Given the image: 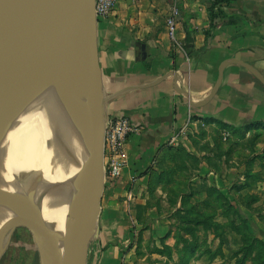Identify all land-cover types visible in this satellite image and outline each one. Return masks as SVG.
Wrapping results in <instances>:
<instances>
[{"label":"crops","instance_id":"0c3cea01","mask_svg":"<svg viewBox=\"0 0 264 264\" xmlns=\"http://www.w3.org/2000/svg\"><path fill=\"white\" fill-rule=\"evenodd\" d=\"M179 1L174 40L167 20L175 0H122L97 24L98 89L110 98L106 123L126 120L138 129L124 146L121 178L102 200L97 264H134L137 247L131 246L140 235L143 245L176 246L171 214L186 195L174 209L168 202L186 179L175 175L178 167L223 194L236 178L246 183L248 173H260L248 164L264 162V87L241 66L264 77V0H217L221 16L212 28L201 0ZM226 62L234 63L212 96ZM259 176L256 187L264 182Z\"/></svg>","mask_w":264,"mask_h":264},{"label":"bare ground","instance_id":"6f19581e","mask_svg":"<svg viewBox=\"0 0 264 264\" xmlns=\"http://www.w3.org/2000/svg\"><path fill=\"white\" fill-rule=\"evenodd\" d=\"M77 2L80 4L79 0L0 2L5 11L0 37L8 34L0 53V156H7L0 161V195L15 207L29 210L24 209L34 177L29 168L32 162L37 164L41 172L36 198L43 216L41 222L37 220L43 232L42 264H61L44 236L45 228L54 223L62 231H73L68 224H76L73 233L87 264L86 216L104 181L93 148L104 104L88 95L82 38L89 31L81 30ZM79 73L85 86L74 100L67 101ZM20 217L0 204V240L17 226Z\"/></svg>","mask_w":264,"mask_h":264},{"label":"rangeland","instance_id":"374dc122","mask_svg":"<svg viewBox=\"0 0 264 264\" xmlns=\"http://www.w3.org/2000/svg\"><path fill=\"white\" fill-rule=\"evenodd\" d=\"M38 1L39 0H32L33 3ZM77 8V12L79 11L80 21L81 9L78 2ZM49 10L51 11V8H49ZM87 22L88 21L86 20L82 22L81 30H83V32L84 29L88 31L89 25ZM86 23L88 28H86ZM5 34L6 33L4 32L3 36H5ZM82 49L83 48H81V51ZM83 54L84 53H82V55ZM84 86L85 83L79 73L75 81V91L71 95L68 94L66 96L67 101H69V99L74 100V96H78ZM104 116L102 122L97 128V137L103 133V128L105 129L107 126ZM96 152L98 153V151ZM96 156L97 167L104 181L95 194L94 203L88 209L86 216L87 224H89L88 222L90 220H94L98 216L100 218L102 200L106 193V188L113 183V181L109 179V166L106 162L107 158L105 146L103 156L100 157L101 162L99 160V156ZM6 157L7 156L3 154L0 156V161L4 162ZM245 159L246 163H248L247 160L249 159L247 156H245ZM246 168L250 171L260 170V173L256 174H260L264 179V162L261 163L260 161H256L255 168L249 164ZM29 173L34 176L31 182V194L36 197L39 181L37 177L41 174V172L35 162L31 163ZM193 174L194 173H191V175ZM175 175L179 177L184 175L186 178L185 180L178 181V185L174 187V197H170L168 202V208L174 209L175 204H177V201L180 200L178 198L179 195H182L181 193L186 195V203L181 205L180 209L182 210L180 211L182 214H171L173 218L171 221H174L173 225H171L174 227L172 232L176 234L174 235V239L178 233V236L180 237L178 241L179 244L170 247L166 244L167 240H165L161 241L160 246H156L153 241L149 242L147 245H143V238L140 235L138 242L131 246V248L137 247L135 249L137 260H134V264H264V182L256 187V185H254L255 182L248 181L250 184L249 186L254 185L252 189L240 191V189L237 190V188L246 183L245 181L236 178L229 184V186H226V191L223 192V194L233 202V204H230L226 203L216 192L211 193L210 197H207L208 187L203 184L205 179L199 177V180L191 181L190 178L188 179V175L183 173L182 167L177 168ZM16 176L20 179L19 174ZM43 185L44 184L41 183V197L43 201L42 203L46 206L47 198L42 191ZM231 185L233 188L229 190ZM254 188L255 193H252L254 192ZM256 193L258 195H255ZM207 199H209V201L205 203L204 201ZM96 207H98V211ZM24 209H34V206L31 203V196ZM224 210L226 212V218L223 216ZM210 214L214 215L215 220H218L220 224L223 225V228L219 230L223 234V245L221 246L220 240L216 237L213 230L204 231L201 227H194L195 225L192 224L187 225L194 228L188 230V234L181 231L183 223H185L183 222L184 219L194 222L195 220L205 219V216ZM46 216L47 210L45 215V224ZM39 221L41 222V219ZM24 223H27L32 227H36L38 239L42 244L43 232L39 227L38 221L34 218L26 219L21 216L18 220L17 226ZM68 226L73 231L77 232V226L75 223L68 224ZM96 234L97 233H94V238L90 240V250L88 251L87 264H97L98 258L101 255L97 252L98 250L94 248ZM40 257V246L31 228L25 225L18 226L13 228L5 236L0 264H42ZM142 259L143 261H141Z\"/></svg>","mask_w":264,"mask_h":264},{"label":"water","instance_id":"95a60500","mask_svg":"<svg viewBox=\"0 0 264 264\" xmlns=\"http://www.w3.org/2000/svg\"><path fill=\"white\" fill-rule=\"evenodd\" d=\"M79 2H80V8L82 11L81 25H82V22H84V20L88 21L87 23L89 25V28H88L87 23H86V28H88L89 33L88 35L86 34V36L83 37L84 38L83 39V48H84L83 62H84V67H85V79L87 81L88 95L96 98L97 102H99L100 104L105 105L110 100V98L102 96L98 89V57H97L98 20L94 12V0H79ZM1 7H4V6L0 4V27H1V22L3 21L2 15L5 12L3 11ZM0 38H1L0 40V53H1V51L6 46V42L8 41V34H5L3 38L2 37ZM232 63L234 62H231V63L226 62L220 68L219 76L217 79L216 86L212 92V96L217 93L221 85L222 75H223L224 70L229 64H232ZM241 66H243L248 72H250L258 80V82L264 87V77L258 71H256L254 68L246 64H241ZM179 92L184 97L189 99L191 102H194V100L190 97L189 94H186L185 92L180 91V90ZM104 134H105V129L103 128L102 134H100L98 137L97 135H95V140L93 144V148L95 152L98 151V153L96 152V154L99 156V160H100V157L103 156V153H104ZM101 185L96 189V192L101 187ZM95 194H94L91 205L94 203ZM31 203L34 206V209L25 211V210L18 208L17 206L15 207V205L12 204L6 197L0 195V204H2L7 209H12L16 211V215L22 216L26 219L28 218H34L35 220L42 219L43 217L42 208L36 202V197L33 194H31ZM96 209L97 211L99 210L98 207H96ZM98 218L99 216L95 218L94 220H90L88 222L89 224H87V219H86V224L89 226L88 238L84 245V249L86 253L87 251L90 250L89 249L90 240L94 238L93 237L94 233H97L98 223H99ZM22 225H25L33 230L35 237L37 238V242L40 246L41 257H42V246H41L42 244L40 243V240L38 239L36 227H32L31 225L27 223L26 224L24 223L18 226H22ZM18 226H15L13 228H16ZM58 227L59 225L56 223L48 225L44 230V236L48 240V243L52 245V248L55 250V253L57 254L58 259L60 260L61 264H85L83 257H82V252L78 244L77 236L75 237L73 233L74 231H71L68 229L67 231H62L58 229ZM6 235L4 234L1 236L0 259L2 257V246H3ZM95 236H97V234Z\"/></svg>","mask_w":264,"mask_h":264},{"label":"built area","instance_id":"2783aa9c","mask_svg":"<svg viewBox=\"0 0 264 264\" xmlns=\"http://www.w3.org/2000/svg\"><path fill=\"white\" fill-rule=\"evenodd\" d=\"M120 1L122 0H94V12L97 20L107 19ZM129 1L137 2L138 0ZM178 1L175 0V4L172 6L167 20L168 32L173 40L175 39L178 20L181 14L177 6ZM137 132L138 129L130 125L126 120L107 123L104 134V146L107 158L106 162L109 166V179L111 181L115 182L121 178L126 168V161L123 154L124 146L128 138Z\"/></svg>","mask_w":264,"mask_h":264},{"label":"trees","instance_id":"16d2710c","mask_svg":"<svg viewBox=\"0 0 264 264\" xmlns=\"http://www.w3.org/2000/svg\"><path fill=\"white\" fill-rule=\"evenodd\" d=\"M202 3L206 6L207 8V11H208V15H209V19H210V22H211V28L214 26V24L216 23V21L219 19V17L221 16V12L219 11V8H217L218 5H220L221 3H223V1L227 4V5H231L232 3V0H223V1H211V2H208L207 0H201ZM177 6L179 8L180 11H183V8H182V4L180 1L177 2ZM248 181H252V182H256V181H259L260 180V176L259 174H254L252 175L251 173H248L247 175ZM248 181L246 182V186H249L250 184L248 183ZM213 192H216L221 198L224 199V201L226 203H230V204H233V202L228 199L224 194H222L219 190L215 189V188H209L208 191H207V197H210V194L213 193ZM188 198V197H187ZM209 199H207L206 201H204L205 203L208 202ZM186 203V196L185 198H183L182 200V205ZM208 205V204H207ZM182 210H179L178 213L182 214V212H180ZM177 213V214H178ZM225 210L223 212V216L224 218H226V214H225ZM200 217V216H199ZM203 217V215H202ZM185 223H183V227L181 229V231H184L186 234L189 233L188 230L190 229H194V228H191L190 226H187V225H192L194 224L195 226L194 227H201L204 231H209V230H213L214 231V234L216 235V237L219 238L220 240V246L223 245V234L219 231L223 228V225L217 223L215 221V216L210 214V215H207L205 216V219H202V220H195L194 222L193 221H190V220H185L184 221ZM193 231V230H192ZM188 232V233H187ZM170 235V234H169ZM179 236H178V233H177V236H176V244L178 245V241H179Z\"/></svg>","mask_w":264,"mask_h":264},{"label":"clouds","instance_id":"9594fccd","mask_svg":"<svg viewBox=\"0 0 264 264\" xmlns=\"http://www.w3.org/2000/svg\"><path fill=\"white\" fill-rule=\"evenodd\" d=\"M134 59V57H132Z\"/></svg>","mask_w":264,"mask_h":264}]
</instances>
